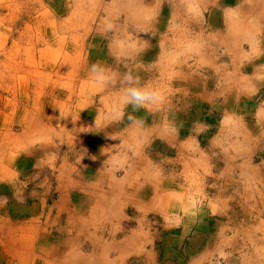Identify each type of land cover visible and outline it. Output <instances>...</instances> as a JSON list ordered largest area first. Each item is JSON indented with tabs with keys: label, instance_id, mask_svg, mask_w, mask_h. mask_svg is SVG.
<instances>
[{
	"label": "rangeland",
	"instance_id": "374dc122",
	"mask_svg": "<svg viewBox=\"0 0 264 264\" xmlns=\"http://www.w3.org/2000/svg\"><path fill=\"white\" fill-rule=\"evenodd\" d=\"M0 161V264H264V0H0Z\"/></svg>",
	"mask_w": 264,
	"mask_h": 264
},
{
	"label": "clouds",
	"instance_id": "9594fccd",
	"mask_svg": "<svg viewBox=\"0 0 264 264\" xmlns=\"http://www.w3.org/2000/svg\"><path fill=\"white\" fill-rule=\"evenodd\" d=\"M130 95L133 98V100L136 102H142L148 99V97H146L144 94H142L140 91H137V90H132L130 92Z\"/></svg>",
	"mask_w": 264,
	"mask_h": 264
},
{
	"label": "bare ground",
	"instance_id": "6f19581e",
	"mask_svg": "<svg viewBox=\"0 0 264 264\" xmlns=\"http://www.w3.org/2000/svg\"><path fill=\"white\" fill-rule=\"evenodd\" d=\"M113 1H115V0H113ZM60 254H61V253H60ZM24 257H25V256H24ZM26 257H27V256H26ZM26 257H25V258H26ZM28 259H29V257H28ZM26 261H27V260H26ZM77 261H78V260H77ZM79 262H80V261H79ZM75 263H76V262H75ZM80 263H81V262H80ZM80 263H79V264H80ZM91 264H92V263H91Z\"/></svg>",
	"mask_w": 264,
	"mask_h": 264
},
{
	"label": "crops",
	"instance_id": "0c3cea01",
	"mask_svg": "<svg viewBox=\"0 0 264 264\" xmlns=\"http://www.w3.org/2000/svg\"><path fill=\"white\" fill-rule=\"evenodd\" d=\"M1 163H2V162L0 161V165H1ZM0 169H1V167H0ZM3 170H4V169H3ZM1 210H2V209H1Z\"/></svg>",
	"mask_w": 264,
	"mask_h": 264
}]
</instances>
